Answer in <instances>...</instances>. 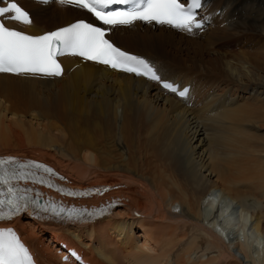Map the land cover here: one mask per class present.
<instances>
[{
  "label": "bare ground",
  "instance_id": "1",
  "mask_svg": "<svg viewBox=\"0 0 264 264\" xmlns=\"http://www.w3.org/2000/svg\"><path fill=\"white\" fill-rule=\"evenodd\" d=\"M20 1L31 16L22 28L31 34L87 17L82 9L56 1ZM199 13L211 21L192 34L140 22L109 33L118 47L151 60L162 78L190 84V106L141 77L77 58L62 57V74L51 79L0 73V153L49 162L76 184L124 187L111 191L122 197L120 206L90 224L13 219L10 224L39 264H71L60 262L53 244L44 243L58 239L80 249L89 264H264V41L251 51L220 52V70L214 60L210 72L216 74L205 75L209 89L200 72L190 74L183 62L176 65L187 71L175 73L152 57L165 55L166 43L186 41L205 49L221 32L251 30L264 36V0H204ZM220 128L232 135L229 142L217 140ZM224 146L229 152L222 153ZM228 207L236 217L231 227L242 241L229 236L234 219L227 217ZM136 225L142 239L134 236ZM237 246L243 257L232 250ZM201 249L215 252L193 255Z\"/></svg>",
  "mask_w": 264,
  "mask_h": 264
},
{
  "label": "snow or ice",
  "instance_id": "2",
  "mask_svg": "<svg viewBox=\"0 0 264 264\" xmlns=\"http://www.w3.org/2000/svg\"><path fill=\"white\" fill-rule=\"evenodd\" d=\"M60 3L73 4L79 9L87 10L102 25H131L135 21L156 22L189 33L202 27L195 12V9L201 7V0H191L190 4L187 0H60ZM0 4H3V0H0ZM113 5L128 7L111 9ZM4 16L19 23H31L28 13L15 0H8L5 6H0V18ZM106 32L104 27L81 20L57 31L31 36L0 22V73L59 76L62 69L57 57L71 52L87 60L108 65L112 69L161 81L147 61L115 47L105 38ZM162 87L172 93L178 91L176 86L167 81L162 82ZM186 93L187 89L178 92L181 97ZM30 167H43L45 172H52L35 162L21 164L14 159L0 160V219L10 218L21 208H27L29 202L37 204V200L27 195L31 189H21L13 183L29 179L46 183L43 179H37L34 173L25 171ZM68 195L77 193L69 192ZM5 207L7 212L3 211ZM51 211L59 214L64 209L57 210L53 206ZM81 214L76 210L67 213L70 218ZM0 264H31L28 250L11 229L0 230Z\"/></svg>",
  "mask_w": 264,
  "mask_h": 264
},
{
  "label": "rangeland",
  "instance_id": "3",
  "mask_svg": "<svg viewBox=\"0 0 264 264\" xmlns=\"http://www.w3.org/2000/svg\"><path fill=\"white\" fill-rule=\"evenodd\" d=\"M207 30L208 29H206L205 31H207ZM189 34H192V33H189ZM201 34L203 35V33H201ZM199 35H200V33H199ZM199 35L196 38L197 40L202 39V35H200V36ZM228 35H229L228 32L227 33L225 32L224 34H222V32L221 33H218L217 36H216V38L214 39L213 44L212 43H211V45L209 44L208 46L205 47V49H204V47H203V49H197L196 46H195V43H192L191 44V43L186 42V41H182V43L179 42V43H175V44L174 43H169V44L166 43L163 46V47H165L164 48V50H165V53L164 54L165 55H163V53H161L162 54V57H161L160 55L158 56V55H156V54L153 53L152 57H155V58L159 59L160 62H163L162 64L164 66V69L167 70V71L170 70L171 72H175V73L176 72L187 71L185 68H180L178 66V64L176 65V63H179L180 65L183 64V66H189V67H191L192 69L189 71L190 74H193L194 72H195L194 74H196L197 72H200L198 74V77H201V80L205 82V83L203 82L205 89H207V88L209 89L212 84H209V82L205 80V75H206V77H208V75H207L208 73L211 74V75L209 74V76H214V74H216L214 72H210V71H214L212 69L213 68L212 67V61L215 60V62H217V63H215V66L217 65V67H218L217 69H219L220 65L218 64V57H220V55H221L222 52L223 53L226 52V54H229L227 52H239L240 50H248V51H251V50H254V48L259 43H261V42L264 41V36H261L260 34L255 33L254 31H251V30L245 31V32H241V33H235V35H233V34H230V36H228ZM206 48H208V49H206ZM180 62H183V63L181 64ZM261 69H264V67L263 68L261 67ZM219 72L220 71H218V73ZM202 73H203V75H202ZM219 74H220L219 75L220 77L224 78L223 76H221L223 74H221V73H219ZM215 78H219L218 75H215ZM224 79H226V78H224ZM196 82H197V80H196ZM206 82H208V83H206ZM211 89L212 90H215L216 88L213 87ZM243 93L244 92H238L237 93V96L239 95L238 96L239 98H240V96H243L241 98H244L245 93L244 94ZM228 95H230V94H228ZM228 95H226V97ZM213 110H215V108ZM213 112H215V111H213ZM222 129L223 128H220L219 130L218 129L215 130V135H216L217 140L221 143L220 137H222L223 138L222 139L223 141L229 142L228 139L232 135H230V132L227 133L224 130L222 131ZM257 133H262V131L261 130L260 131L258 130ZM219 149L222 151V153L229 152L226 147L225 148H222L221 147ZM221 151H220V153H221ZM126 155H127V153L125 152L123 157H126ZM222 155H225V154H222ZM235 157H236V155H233L232 157L228 158L226 160V165H227V163L233 162V159ZM220 158L221 157H219L218 159H220ZM224 165H225V163H222L221 164V167H223ZM122 188H124V187H122ZM212 194H215V196L217 195V197H218V194H216V192L215 193H212ZM218 198L220 200V197H218ZM221 201H222V203H224V205H226V207L229 205V203H228L229 200H226L227 201L226 203L224 202V199H221ZM253 203L258 206L257 203H255V202H253ZM263 204H264V202H263ZM236 207L237 208L236 209L234 208V210H236V214H238L237 213L238 212V209L240 210L241 206L239 204H236ZM249 208H250L249 211H246V212H248V214H247L248 217H249V214L252 213L251 212V209L252 208L251 207H249ZM170 209H172V210L175 209L177 211L178 210V207H176V208L175 207H171ZM228 209H229L228 210L229 212L228 211L226 212L227 215L230 214L231 211L233 210V209H231V207L230 208L228 207ZM232 215H233V213H232ZM227 217L230 219V222H231L234 219L233 217H235V216L232 217L231 214H230V217L229 216H227ZM235 220L236 219H234L230 223V227L229 228L227 227L228 230H229V236L232 238L235 235V240H236V237H237V240L238 241H242V236H239L238 235L239 233H237L238 232L237 229L233 230L234 228H232V227L235 226V222H236ZM242 222H245V220L243 219ZM242 222L240 221L241 224H242ZM243 224H245V225H242V227L244 226V229H245L247 227V225H246L247 223L245 222ZM132 228H133L132 229L133 233H135L136 235L138 234L139 239H140L141 238V234H142V230L139 227V225H136L134 227L132 226ZM231 228H232V230H231ZM230 231H231V233H230ZM217 232H219V229H217ZM39 233H42V232H39ZM248 233H249V234H247L248 237L251 235V238H252V233L253 232L252 231L251 232L249 231ZM240 237H241V239H240ZM244 242H246V240ZM96 244H98V243H96ZM238 249H239V246L232 248V250H235L236 252L238 251ZM201 250H202V252H201ZM201 250H197L196 251L197 253L195 252V253H193V255L194 254L195 255L197 254L198 256L200 255V257L205 258V256L206 257H209L208 256L209 254H214V252H215L213 249H207L208 251L207 250L204 251V249H201ZM252 252H253L252 253L253 255H256L254 249H253ZM202 253H204V254H202ZM237 253L241 257H243V254H240L239 252H237ZM261 254H262V252L260 253V255Z\"/></svg>",
  "mask_w": 264,
  "mask_h": 264
}]
</instances>
